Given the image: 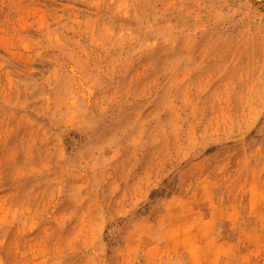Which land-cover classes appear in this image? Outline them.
<instances>
[{
    "label": "rangeland",
    "instance_id": "rangeland-1",
    "mask_svg": "<svg viewBox=\"0 0 264 264\" xmlns=\"http://www.w3.org/2000/svg\"><path fill=\"white\" fill-rule=\"evenodd\" d=\"M0 264H264V0H0Z\"/></svg>",
    "mask_w": 264,
    "mask_h": 264
}]
</instances>
